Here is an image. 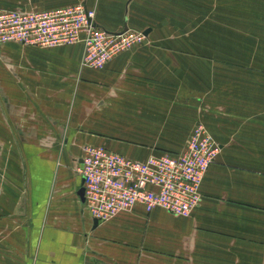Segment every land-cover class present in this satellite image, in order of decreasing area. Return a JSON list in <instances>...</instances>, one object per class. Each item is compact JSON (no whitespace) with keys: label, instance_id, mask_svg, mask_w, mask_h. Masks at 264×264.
Masks as SVG:
<instances>
[{"label":"crops","instance_id":"crops-1","mask_svg":"<svg viewBox=\"0 0 264 264\" xmlns=\"http://www.w3.org/2000/svg\"><path fill=\"white\" fill-rule=\"evenodd\" d=\"M171 1L0 0L24 11L83 2L98 27L148 30L100 68L81 66V42L0 52V264H264V69L205 67L217 56L199 35L170 33ZM227 1L234 17L264 4ZM222 23L212 38L232 51L257 38L232 35L248 25L230 19L224 37ZM197 122L218 153L189 215L134 206L93 224L77 194L85 145L143 160L181 151Z\"/></svg>","mask_w":264,"mask_h":264},{"label":"built area","instance_id":"built-area-1","mask_svg":"<svg viewBox=\"0 0 264 264\" xmlns=\"http://www.w3.org/2000/svg\"><path fill=\"white\" fill-rule=\"evenodd\" d=\"M94 16L83 2L39 11L0 7V44L52 48L81 42V66L100 68L143 37L129 29L110 32L98 27ZM217 153L218 144L202 122L194 125L181 151L150 154L143 160L85 145L76 163L83 178V204L97 221L134 206L187 216L200 201L203 175Z\"/></svg>","mask_w":264,"mask_h":264},{"label":"rangeland","instance_id":"rangeland-1","mask_svg":"<svg viewBox=\"0 0 264 264\" xmlns=\"http://www.w3.org/2000/svg\"><path fill=\"white\" fill-rule=\"evenodd\" d=\"M217 2L218 0L216 2L212 0H172L170 7L168 6V9L171 8L172 11V32L170 33L174 36L177 33V35L181 34L189 37L201 36L205 55L211 56L214 53L217 58L219 57V60L217 58L211 59L205 57V67L264 69V27L255 26L258 21L260 23L264 21V4L261 6L259 4L247 5L246 11H241V13L236 12V16L234 17L235 13L233 12V8L227 3V0H219L218 5H215L214 3ZM255 2L258 3L259 0ZM261 7L263 8L262 11H260ZM229 19L232 21L236 20L237 25H243L244 23L248 25L246 29L242 27L237 28L236 31L232 32V35L244 37L248 34L254 35L257 33V38L247 36V45L242 40H239L240 42L236 43L235 51L229 49L227 39L220 38V43H218L216 38H212L213 31L217 30L215 26L219 21L223 22L224 24L219 25V29L224 37H226L228 32L226 25ZM11 43L0 44V52L3 54L6 50H20V48H16L15 46H8ZM5 46H8L9 49H4ZM2 64L3 61L0 59V67L3 66ZM2 73L0 68V79L3 78ZM254 76H256L255 78L261 77L259 75ZM211 78L212 83L219 82L226 84L225 81H222L225 78L224 76H220L219 81H217V77ZM247 78L250 77L248 76Z\"/></svg>","mask_w":264,"mask_h":264},{"label":"water","instance_id":"water-1","mask_svg":"<svg viewBox=\"0 0 264 264\" xmlns=\"http://www.w3.org/2000/svg\"><path fill=\"white\" fill-rule=\"evenodd\" d=\"M147 33H148V30H145L143 32L144 35H147ZM81 178H82V176H81ZM81 181H83V178L81 179ZM77 194H78L79 198L81 199V201H84V187L82 185L79 187ZM93 224L94 225L97 224V220L95 218H93Z\"/></svg>","mask_w":264,"mask_h":264}]
</instances>
